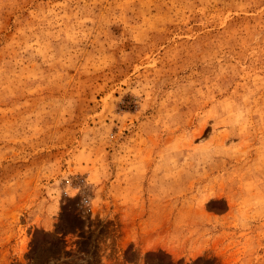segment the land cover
Masks as SVG:
<instances>
[{
  "label": "rangeland",
  "instance_id": "374dc122",
  "mask_svg": "<svg viewBox=\"0 0 264 264\" xmlns=\"http://www.w3.org/2000/svg\"><path fill=\"white\" fill-rule=\"evenodd\" d=\"M0 264H264V0H0Z\"/></svg>",
  "mask_w": 264,
  "mask_h": 264
},
{
  "label": "clouds",
  "instance_id": "9594fccd",
  "mask_svg": "<svg viewBox=\"0 0 264 264\" xmlns=\"http://www.w3.org/2000/svg\"><path fill=\"white\" fill-rule=\"evenodd\" d=\"M244 119V113L243 112H239L235 115V124L239 125L241 123V121Z\"/></svg>",
  "mask_w": 264,
  "mask_h": 264
}]
</instances>
